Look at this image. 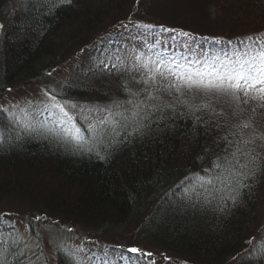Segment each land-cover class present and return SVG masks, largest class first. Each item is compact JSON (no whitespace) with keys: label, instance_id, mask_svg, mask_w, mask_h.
Returning a JSON list of instances; mask_svg holds the SVG:
<instances>
[{"label":"trees","instance_id":"obj_1","mask_svg":"<svg viewBox=\"0 0 264 264\" xmlns=\"http://www.w3.org/2000/svg\"><path fill=\"white\" fill-rule=\"evenodd\" d=\"M129 19L153 25L169 51L189 54L185 42L193 50L201 48L197 53L219 51L229 47V40L264 32V0H72L54 8L46 0H0V89L37 87L48 98L58 94L85 109L127 99L122 86L128 74L104 68L99 61L119 66L116 56L125 57L131 47L121 27ZM162 27L175 31L160 33ZM180 31L191 36H180ZM61 69L68 75L50 85ZM212 107L223 115L197 113L212 120L208 132L192 117L177 114L153 123L147 135L110 150L106 160L74 154L71 145L61 147L63 141L51 135L21 133L16 140L14 130L4 132L0 203L22 204V212H0V229L16 234L11 219L22 216L28 242L39 243L43 250L36 264L48 261L40 232L60 238L52 242L55 264H69L60 247L73 249L82 242L88 249L124 250L131 259L120 264H264L249 258L253 249L246 244L264 228V176L223 212L177 204L180 182L210 164L199 159L203 149L214 157V140L239 120L264 129V115L245 111L233 118L224 98ZM6 115L0 112V121ZM157 117L159 113L150 119ZM47 118L45 112L41 119ZM75 122L86 128L80 117ZM216 122L227 126L217 130ZM131 247L155 250L162 254L161 263L137 258L126 251ZM6 259L18 264L14 256Z\"/></svg>","mask_w":264,"mask_h":264},{"label":"snow or ice","instance_id":"obj_2","mask_svg":"<svg viewBox=\"0 0 264 264\" xmlns=\"http://www.w3.org/2000/svg\"><path fill=\"white\" fill-rule=\"evenodd\" d=\"M46 3L54 8L71 4L72 0H46ZM121 27L127 33L124 40L131 44L126 56H116L119 66L103 60L99 64L128 74L129 79L122 86L127 99L85 109L58 98L57 94L51 95L46 103L41 102L43 108L32 102L23 107L13 106L12 111L0 108V112L7 113L6 120L0 121V149L4 147L6 131L14 130L16 140L22 138L21 133H43L63 141L61 147L71 145L74 154L106 160L112 155L110 150L147 135L153 123L175 119L177 114L192 117L194 124L208 132L212 120H203L197 113L223 115L212 107V102L221 98L229 102L233 118H240L245 111H251L253 116L264 115V32L229 40V47L219 51L197 53L185 42L189 53L186 55L182 51H169L166 41L161 40L151 24L133 23L129 19ZM3 28L0 24V32ZM159 31L175 30L162 27ZM178 35L191 36L183 31ZM45 112L48 118L41 119ZM156 113L159 117L150 119ZM76 117L86 122L84 130L76 124ZM226 126L227 122L214 124L217 130ZM213 143L217 154L209 156L206 148L199 157L201 161L210 160V164L192 172L177 186L182 193L177 201L179 207L199 204L201 208L211 206L223 212L229 204L236 205L264 176V129L239 120L231 125L228 134ZM11 227L15 230L14 225ZM68 231L73 229L69 227ZM246 244L253 249L249 258L264 260V237L250 238ZM59 251L69 264H120L131 259L124 250L88 249L83 242L73 249L60 247ZM126 251L137 258L152 256L151 252L136 247ZM8 255L16 257L18 264H36L43 257V250L39 243L30 244L23 234L0 229V264H8Z\"/></svg>","mask_w":264,"mask_h":264},{"label":"rangeland","instance_id":"obj_3","mask_svg":"<svg viewBox=\"0 0 264 264\" xmlns=\"http://www.w3.org/2000/svg\"><path fill=\"white\" fill-rule=\"evenodd\" d=\"M194 50L197 52V50H201V48H195ZM107 60H110V59H107ZM57 74H59V75L55 80L53 79L52 81H49L50 85H57L58 81L59 82L62 81L63 77L68 75V73L65 69L59 70V72ZM42 95L43 94L40 93V90L37 87H29L28 86V87H23V88H14V89L10 88L7 90L0 89V108L5 107V108L10 109L13 106L23 107V106H26L29 102H32L33 105H39L41 108H43V103H41V102L46 103L49 98L46 97V95H43V96ZM21 207H22V204H20V205L16 204L14 206H7V203L4 202V203H0V212H2V213L8 212V214H10V215H11V213L14 215H17V214H20V212H22ZM13 212H17V213H13ZM11 220L16 225L18 232H20L21 234L24 235L25 226L23 224L22 216H20L19 218H12ZM38 231H39V228H38ZM257 231H258L257 232L258 235H257V237L255 236V238L257 240H260L262 237H264V228H261V229L259 228ZM45 234L46 233H43V232L39 233V236H41V239L43 240V245L45 247L44 250L47 252L46 253V255H47L46 259H48V261H45V262H46V264H55V256H54V251H53L54 246H53L52 242L53 243H54V241L60 242V238L58 236L44 237ZM251 238H253V237H251ZM50 244H52V248L50 247ZM151 252H153V255L151 257H149V259H153V260L156 259V261L158 263H161L160 259H162V258L159 256L162 254L156 252L155 250H152ZM163 260H164V258H163ZM165 264H173V262L170 260ZM180 264H186V263L183 260H181Z\"/></svg>","mask_w":264,"mask_h":264}]
</instances>
